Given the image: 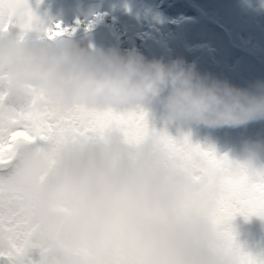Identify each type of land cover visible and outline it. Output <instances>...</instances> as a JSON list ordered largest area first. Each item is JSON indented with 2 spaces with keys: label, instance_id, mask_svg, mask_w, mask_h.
<instances>
[{
  "label": "clouds",
  "instance_id": "clouds-1",
  "mask_svg": "<svg viewBox=\"0 0 264 264\" xmlns=\"http://www.w3.org/2000/svg\"><path fill=\"white\" fill-rule=\"evenodd\" d=\"M43 3L34 26L0 27L4 98L59 121L21 141L0 181L31 217L41 264H264L233 221L219 220L218 181L162 135H172L173 123L214 129L264 120V78L239 85L184 57L104 49L71 31L49 35L63 21ZM113 112L149 119H104ZM13 113L6 108L4 120ZM233 162L264 171V139L245 141Z\"/></svg>",
  "mask_w": 264,
  "mask_h": 264
},
{
  "label": "rangeland",
  "instance_id": "rangeland-1",
  "mask_svg": "<svg viewBox=\"0 0 264 264\" xmlns=\"http://www.w3.org/2000/svg\"><path fill=\"white\" fill-rule=\"evenodd\" d=\"M183 1L187 7L195 5L192 7L197 9V16L201 17L185 11L174 14L177 0H44L41 10L49 9L54 17L66 23L62 26L70 27L68 24L74 21L75 28L80 17L106 19L104 15L99 17V12L94 15L101 9V12H107L106 15L110 14L112 29L117 21L130 32L131 37L126 40L127 46H135L138 50L132 32L151 29L155 36H152L154 40L149 43L148 48L152 51L153 47L159 46L163 50V54L156 51L157 58L171 60L184 57L188 62L195 61L197 64L201 60L205 62V68L214 64L218 69L208 73L227 78L239 85H248L264 78V0ZM160 6H168V9H159ZM125 12L128 16L124 15ZM203 23H206V30H203ZM91 28L96 29V26ZM194 31L200 34L198 39L194 38ZM74 34L84 44L91 42L104 49L116 47V40L108 39L101 31L86 35L79 29ZM202 36L205 37L201 38ZM136 38L144 39V34H137ZM179 39L183 41L182 47L176 44ZM240 51L259 59L261 64L258 65L255 59L254 63H250L249 59L241 60V53L236 54ZM214 65L211 66L213 69ZM150 119L157 126L160 125L159 108L152 109ZM169 131L173 136L190 131L192 143L199 142L202 153L209 158L210 163L214 162L217 169L218 174L213 178L219 184V220L224 224L233 221L240 241L247 247L264 253V218L256 216L264 214V199L257 205L251 197L237 194L240 186L264 193V181L257 179L256 173L250 172L246 166L233 162V158H239L245 141L264 139V120L239 127L214 129L205 126L189 129L173 123L169 126ZM209 146L214 152L208 151Z\"/></svg>",
  "mask_w": 264,
  "mask_h": 264
},
{
  "label": "snow or ice",
  "instance_id": "snow-or-ice-1",
  "mask_svg": "<svg viewBox=\"0 0 264 264\" xmlns=\"http://www.w3.org/2000/svg\"><path fill=\"white\" fill-rule=\"evenodd\" d=\"M40 0H0V27L7 28L13 24L31 27L38 23L36 6ZM63 22H57L48 29L49 35L63 34L64 32H75V28L62 26ZM91 27V24L89 25ZM6 93L0 89V181L10 170V165L15 159L21 147L22 140L35 141L38 136L43 135L45 126L52 127L58 124L47 110L37 109L24 110V102L15 106L11 105L4 97ZM35 101H33L34 103ZM14 113L7 121L4 120L6 108H13ZM133 122H146L149 117L147 113L140 116L113 112L107 114L104 119H124ZM164 138L174 148L184 154L191 155L212 176L217 175V169L213 163L203 160L202 147L193 144L190 134H184L182 138H176L167 132L162 133ZM209 152L214 149L209 146ZM226 159V158H225ZM257 177L264 181V171H258ZM238 195L251 197L255 204L264 199V193L249 190L246 186H240ZM19 196L11 195L3 190L0 183V264H41L35 254L34 232L31 217L18 203ZM249 264H258L249 261Z\"/></svg>",
  "mask_w": 264,
  "mask_h": 264
},
{
  "label": "trees",
  "instance_id": "trees-1",
  "mask_svg": "<svg viewBox=\"0 0 264 264\" xmlns=\"http://www.w3.org/2000/svg\"><path fill=\"white\" fill-rule=\"evenodd\" d=\"M209 1V0H208ZM208 1H205V3L206 2H208ZM175 3H178L177 5H176V7L174 8V14H176V13H181V12H187V13H190V14H192V15H195L196 17H198L197 16V12H196V10L197 9H194L193 7L195 6H193V5H188L189 7H187V5L184 3V1L183 0H177V2H175ZM201 3H203V2H201ZM205 3H203V4H205ZM193 6V7H192ZM201 17V16H200ZM200 17H198V18H200ZM82 23H83V25H84V28L82 29V30H87V28L89 27V25L91 24V26H93V25H96L97 24V21L95 20V18H91V19H89V20H86V21H84V20H82ZM109 25V24H108ZM203 26H205V28L203 29V30H206V24H202ZM127 28H123V26L122 25H118V24H115L114 25V32H113V34L115 35V39H116V47H118V48H120L121 50H131V49H136V47L135 46H127L126 45V43L128 42V41H126L127 40V38L129 37H131V34H130V32H128V30H126ZM128 32V33H127ZM139 33H141V34H144L145 35V31H141V32H138V31H133L132 32V37L134 38V40H135V44H137L138 45V48L141 50V52L145 49V46L143 45V40L142 39H137L136 38V35L137 34H139ZM133 34H135V36L133 35ZM205 34H206V32H205ZM193 35H194V38L195 39H198L197 38V36L198 35H200V34H198V33H195V32H193ZM205 37V36H204ZM109 38V37H108ZM110 39V38H109ZM139 44H142V45H139ZM177 46L178 47H182L183 46V41H181V39H179L178 41H177ZM139 51V50H138ZM246 58H243L242 60H245ZM168 60V59H167ZM250 60H252V59H249V62H250ZM203 64H205V62L203 61ZM202 64V65H203ZM198 65V68H199V70H201L202 72H205V69H209V68H205L204 66H201V62L200 63H198L197 64ZM205 156V155H204ZM202 156V159L203 160H206V161H208L209 162V160H208V158L205 156ZM210 163V162H209Z\"/></svg>",
  "mask_w": 264,
  "mask_h": 264
}]
</instances>
